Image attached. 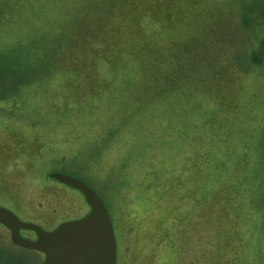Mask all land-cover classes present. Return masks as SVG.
Listing matches in <instances>:
<instances>
[{
	"label": "rangeland",
	"instance_id": "374dc122",
	"mask_svg": "<svg viewBox=\"0 0 264 264\" xmlns=\"http://www.w3.org/2000/svg\"><path fill=\"white\" fill-rule=\"evenodd\" d=\"M236 1H131L106 25L109 47L104 37L76 48L72 0L61 7L10 0L0 8V207L28 209V223L46 232L83 218L89 207L81 193L49 177L62 173L107 206L116 264H264V232L250 203L264 176V59L247 66L250 31L201 57L202 71L215 59L236 68L215 74L209 89L166 99L142 91L152 90L144 67L169 53L158 61L154 50H178L200 36L203 11L222 5L237 17ZM249 18L262 21L260 5ZM8 59L17 72L10 63L5 72ZM127 214L134 230L124 228ZM8 233L0 227V248L8 250L0 249V264L43 262Z\"/></svg>",
	"mask_w": 264,
	"mask_h": 264
},
{
	"label": "trees",
	"instance_id": "16d2710c",
	"mask_svg": "<svg viewBox=\"0 0 264 264\" xmlns=\"http://www.w3.org/2000/svg\"><path fill=\"white\" fill-rule=\"evenodd\" d=\"M34 1L35 0H32V2ZM69 1L70 0H58L59 7L65 4L70 6ZM131 1L136 0H72V4L74 5L70 6L72 7L71 9L69 7L70 10H68V13H73L74 16L72 17L73 23L70 24L69 28L74 29V31L79 34L80 39L77 45L75 46L74 44L73 46L76 48L78 46L91 45L96 41L100 42L101 39L106 37L108 40L104 42V45L109 47L108 45L110 43L108 36L110 25L109 27H106V25L107 23H113L116 19H118L120 15L123 14L124 5ZM261 2L262 4H260V1L258 0L236 1V3H240L241 6L237 4L239 8L237 17L233 13L234 16L231 18L227 16V12L225 10L227 7H223L222 5L218 6L214 13L203 11L204 16L200 19L202 20L201 24L199 22V26H201V29L203 30H201V35L198 37L191 36L181 40L180 42L182 43V46L179 49L177 48L178 50H175L176 48L174 45L167 43L168 39L163 37V42L170 45L168 48H165L162 53L161 51L158 52V50H154V52H157L155 56H158V61L161 60L162 54L169 52L164 58L167 60L166 62H157L155 58L152 65L148 67L150 69L144 67L148 71H145L147 74L143 78L146 79V82L151 83L152 88L151 86L150 88L152 90L142 91L146 94H155L157 97L156 99H166L175 96L178 91L182 92L184 88H186L184 89L186 91L193 89H209L211 85L217 81L215 74L226 76L229 69L236 68H234L233 64L228 61L221 63L219 60L215 59L213 63H208L206 61L204 64L205 71H202L200 68V63L202 62L200 60L201 57L204 55H213V49L214 46H216V42L223 41L221 45H238L235 43L238 40L237 37H247L248 31H250V35L253 39H250L251 51L247 54L248 60L245 62L247 63V66L256 68L258 66V61L264 59V0H261ZM9 4L10 0H0V8H6ZM258 5L261 6L262 21H259L258 19L255 21H249V15H253L254 12H256ZM248 26L250 28H248ZM223 35L230 38L231 43L220 38ZM88 40L91 41L89 44H87ZM158 48L159 47H156V49ZM256 55L257 57L255 58L254 56ZM43 56L46 57L45 59L47 60V63H52V60H49V58L52 59L53 56L50 54ZM62 57L64 56L60 55L56 59H60ZM16 62L17 61L15 59L13 61L8 59L7 64H4L3 66L5 72H10V65L13 67L14 71L17 72L14 68ZM241 64L243 65V63ZM21 65L22 64L20 63V70L18 71H21ZM25 68L26 67L23 66V71ZM203 73H206L207 75L205 80L200 76L203 75ZM229 74L227 78H230ZM9 78V75H7V79ZM186 95L188 97L192 96L189 92H186ZM146 104L149 105L150 103L146 102ZM260 143V148H263L264 137L262 135L260 137ZM257 152L261 153V149ZM260 167L261 171L264 170V162H261ZM257 180L258 182L256 185L259 188V193L252 197V201H250V203H253L252 207L258 212L259 228L262 232H264V176L259 173ZM249 181H252V179H249ZM253 182H255V180ZM105 207L107 209L106 205ZM122 212L123 211H121V213ZM125 218H127V221H124V228L134 230L131 215L127 214V217ZM1 250L8 251L4 247Z\"/></svg>",
	"mask_w": 264,
	"mask_h": 264
},
{
	"label": "water",
	"instance_id": "95a60500",
	"mask_svg": "<svg viewBox=\"0 0 264 264\" xmlns=\"http://www.w3.org/2000/svg\"><path fill=\"white\" fill-rule=\"evenodd\" d=\"M49 177L77 190L89 207L81 219L62 223L52 231L23 223L10 211L0 207V226L10 234L13 246L44 255L41 264H116L117 244L113 225L101 198L82 181L62 173ZM20 231H30L35 240L21 237Z\"/></svg>",
	"mask_w": 264,
	"mask_h": 264
},
{
	"label": "flooded vegetation",
	"instance_id": "af4514ba",
	"mask_svg": "<svg viewBox=\"0 0 264 264\" xmlns=\"http://www.w3.org/2000/svg\"><path fill=\"white\" fill-rule=\"evenodd\" d=\"M5 209V208H4ZM7 210V209H6ZM8 211H10V210H8ZM16 218H18V220L19 221H21V222H23V223H28V209L26 210V209H24L23 211L21 210V211H15V210H13V212L12 211H10ZM24 214H25V217H23L24 216ZM21 218H24L25 220H21ZM0 227H2V226H0ZM3 228V227H2ZM7 231V230H6ZM25 232H27V234H25V235H22V232L20 231V235H21V237L22 238H24V239H26V240H35V236L33 235L32 237H31V239H28V231H25ZM7 233H8V231H7ZM9 234V233H8ZM10 235V234H9ZM30 238V237H29Z\"/></svg>",
	"mask_w": 264,
	"mask_h": 264
}]
</instances>
